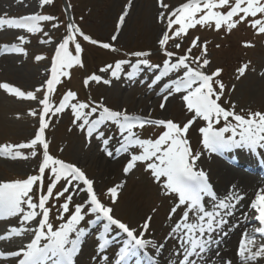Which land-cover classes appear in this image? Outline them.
<instances>
[{
	"label": "rangeland",
	"instance_id": "obj_1",
	"mask_svg": "<svg viewBox=\"0 0 264 264\" xmlns=\"http://www.w3.org/2000/svg\"><path fill=\"white\" fill-rule=\"evenodd\" d=\"M25 1L27 7L8 4V0L0 1V17L19 19L30 15H49L55 17V19L53 21L39 22V30L36 32H28L25 29L15 27L9 28L7 25L0 28V53H3L4 46L8 45V49L11 50L8 57L14 60L16 65L14 69H5L4 64L0 63V83H8L25 92H35L37 96L36 100L18 99L0 89V146L30 143L35 138L40 128V115L43 112V105L39 101L44 98L46 80L51 78V66L56 49L67 37L68 26L70 24L74 25L68 13L67 27L59 22L58 17L62 15V12H59V15L58 13L55 14L56 9H54L55 6L53 7L55 0L51 4L43 6L41 5V0ZM62 1L67 8L66 12L71 11V13L76 15L81 24L75 23L82 26L81 28L84 29L83 31L89 37L101 42V44L108 43L110 47L108 49L101 46L98 47L101 51L91 48L89 54L81 48L79 57L83 71L78 72V69H76L78 64H73L71 68H67L65 82L62 79L64 74L59 75L58 82L54 85L50 94L52 105L58 106L64 95L68 91H72L76 94V98L70 101L72 104L85 103L90 108L97 104H102L111 110H126L129 115L140 116L145 119L172 120L183 127L194 116V113H190L187 110L184 101L181 99L183 94L182 96H177L179 97L177 98L178 100L172 102V105H168L164 101V97L160 98L168 88V85L182 76L184 72V69H180L178 71H170L166 75L163 74V63L166 59H169L164 54L166 50L174 53L173 57H171L173 62L178 57L188 54L190 66L208 75H211L217 69H222L223 71L225 69L224 74L222 73L218 77L221 78L223 75L225 77L224 91L218 101L225 109L235 111L236 114L246 118L249 112L264 113V34H258L250 26V21L254 19L253 17H249L248 21L240 23L244 31H247L246 33H241L240 31L238 32L240 34H234L232 32L224 40L223 33H220V35L215 34L217 32L212 27V31L208 29L207 32V29L202 30L200 25H196L193 28H189L186 35L170 39L164 49H162L159 41L167 30V19L161 21L159 14L164 12L165 17H167L169 12L186 3L187 0H162L163 4L168 5L167 9L161 7V0H131L130 7L129 0H74L75 9L72 8L70 3L67 5L66 0H60L61 3ZM125 9H127L128 15L118 29L119 17ZM227 10V8L222 9L225 12ZM234 19H238V17ZM53 25H56V27H53ZM249 31L257 33V37L254 38L252 35L251 38V35H247ZM213 32L214 34H211ZM114 35L117 36L116 40H112ZM244 35L248 36L249 43H252L250 51L244 50V48L239 46L240 41L247 39H243ZM19 36L24 37V43L20 42ZM78 36V34L75 36V40ZM197 37H199L198 46L202 39H206L207 43L212 45L213 50H215V47L217 49V45L220 44L219 51L212 50L210 54L201 56L199 54L194 55L193 50L188 53L187 50L192 46V41ZM42 41L48 42L42 43ZM176 44H179L180 47H175ZM13 45L23 48L26 54L14 51L12 49ZM198 46L191 49H198ZM68 51L72 56H74L73 52L76 53L73 43L69 44ZM124 52L129 53L123 54ZM136 52H147L150 55L136 57L133 55ZM37 56L43 57V59L37 60ZM131 56L133 57L130 58ZM196 58H199L201 64L205 59L209 63L205 67L198 68L195 62ZM240 59H243V62L248 65L243 76L239 75L238 69L240 67L234 66L235 60L239 61ZM114 60L115 62H113ZM140 60H148L151 66L140 64L138 68L134 69V66ZM119 61H129L130 63L122 65L118 78H116L111 73ZM103 64L105 67H101ZM108 65H112V68L108 69V71L93 72H96L98 67L103 69ZM156 65L160 67L157 68L155 67ZM157 70L162 73L154 75ZM93 74L100 76L102 78L101 81H89L86 86L85 80ZM104 81H110V83H104ZM156 83L158 85L161 84L157 90L154 89ZM213 83L216 90L219 91V85L215 81ZM36 89H41V91L37 92ZM161 103H165L163 109L160 107ZM84 111H89V109ZM33 112L36 115H32L31 113ZM45 119L48 121V126L44 129L43 139L48 144V154L55 159L80 168L87 178L93 181V189L97 198L105 206L112 208L111 214L113 217L125 222L129 228L141 233V231H144L142 225L149 221L145 240L149 241L150 246L161 242L160 226L164 228L163 223L168 226L174 221L181 220L183 211L187 210L186 206H178L176 194L165 192L163 178H161L160 182H157L151 172L146 169V162L138 161L125 174L123 170L130 160L129 156L125 164L123 163L115 171L113 170L108 175L101 177L102 171L99 169L96 160L90 156V152H93V154L98 153L102 148L103 142L95 134L92 137H88L86 129L82 131L77 126V124L81 123L80 121L73 123L75 118L71 107H66L64 111L56 114L50 112L45 116ZM229 123L235 124L236 122L230 117ZM224 126L225 121L223 120H220L218 124H214L216 129ZM202 127H206V122L196 118L189 127L185 139L188 141L192 152L199 153L196 168L203 170L207 174L210 184H214V182L216 184L217 182L221 183V181H217L218 178L213 175L214 171L210 170L207 165L210 163L214 153H207L203 146L200 133ZM141 128L143 129L140 130ZM102 131L106 138H110L109 140H114L120 134L117 126L113 123L104 125ZM133 131L141 139L155 140L165 129L162 126L145 125L140 128H134ZM225 136H231V132L225 133ZM257 149L259 153L263 152L262 155L264 156V147H257ZM17 151L27 158L13 159L6 156L0 158V183L14 182L20 179L25 180L29 176L40 175L39 166L43 161V145L38 143L34 148L17 149ZM131 151L130 154H140L141 149L132 147ZM32 152H35L36 155L33 156ZM224 156L231 160L237 159L236 157ZM218 165L227 166L228 163L220 162ZM51 167L50 165L45 170L42 178L44 180L46 176L50 183L54 179ZM42 180L37 181L29 193L33 203L38 204L40 196L42 194L46 195L43 188L40 192H37V185ZM65 184L66 181L64 179L56 183L53 189V197H56V193L62 191ZM117 186H119L117 188V197L115 202H113L109 189ZM213 187L214 190L218 188L214 185ZM84 188L85 186L81 184L79 190L84 194L81 199L77 197L78 190L73 194L69 213H64L61 208V205L65 202V197L69 193L58 197L55 200L57 204L55 207V201H50V199L47 201L46 207L49 208L52 215L49 218V222L53 224L54 228L59 227L61 223H64L69 218L70 213L74 211L77 204L86 202L88 194ZM69 192H72V189H69ZM22 208L28 211L26 205H22ZM52 208L53 210H51ZM173 208L176 209L175 213H172ZM36 211L40 210L36 209ZM22 215L23 213L13 216L6 215V221H0V235L10 234L8 231H10L9 223L11 220L7 221L8 219L17 221L19 223L17 228L28 229L24 223H21ZM60 217L64 219H60ZM40 219L41 217L37 216L34 219L35 226L31 230L23 231L25 239L22 242L19 241L20 246L26 245L34 237L33 229L37 227ZM97 221L96 215L90 213L80 222L79 227L84 229L86 234L89 227ZM248 221H251V218ZM100 225L99 228L103 229V225ZM119 235L121 236L119 229L113 226L106 238L107 240L119 238ZM5 242V240H0V247L3 248L6 244ZM101 243L103 242L100 241L93 248H88V250L90 249L89 257L91 259L97 258L100 264L115 263V260L110 256L114 248L108 252L107 248L112 246L105 245V248L101 250L99 248ZM87 246H89V242ZM90 261L88 258L86 261H82L81 264H92Z\"/></svg>",
	"mask_w": 264,
	"mask_h": 264
},
{
	"label": "snow or ice",
	"instance_id": "obj_2",
	"mask_svg": "<svg viewBox=\"0 0 264 264\" xmlns=\"http://www.w3.org/2000/svg\"><path fill=\"white\" fill-rule=\"evenodd\" d=\"M53 0H41V5L51 4ZM131 0H129V7ZM161 7L168 8V5L163 4L161 0ZM227 8L228 10L220 11L219 9ZM128 15L127 9L119 17L118 29L125 21ZM238 19H234L237 18ZM249 17H253L250 21V26L257 31L258 34H264V0H187L186 3L174 8L165 17V13L159 14V19L164 21L167 19V30L163 33L159 44L164 49L166 43L173 38L186 35L189 28L196 25L201 27H213L219 31L221 28H226L231 31L236 28L238 24L248 21ZM259 17V18H256ZM55 17L49 15H30L24 16L19 19H5L0 17V28L7 25L9 28L15 27L25 29L28 32H36L39 30V22L53 21ZM178 25L174 29V26ZM56 27V25H53ZM171 32V35H169ZM83 36L93 44H98L96 40H91L90 37L80 32L79 28L70 24L68 26L67 37L58 45L55 56L51 66V78L46 80V92L44 98L39 101L43 105V112L40 115V128L35 138L30 143H21L18 145H2L0 146V155L6 157L27 158L17 149L34 148L38 143L43 145V161L39 166V176L32 175L25 180H17L14 182L0 183V216H13L22 215L21 223H30L37 216L41 219L37 223V227L33 229L34 237L27 243L21 250L14 251L8 255L20 257L18 264H74L73 256L78 252L81 243V237L85 234V230L80 228V222L85 219V216L95 214L97 220L103 218L106 223L103 225V234L99 237L104 242L99 244V248L103 250L108 243L107 236L113 226L121 230L127 236V241L119 251L120 260L117 264H126L128 258L136 256L139 249L145 248L149 241L143 239L144 231L148 229L149 221L142 225L141 233L138 235L135 229L129 228L128 225L113 217L112 208L105 206L98 198L93 189V181L87 178L85 173L77 166L64 161L53 158L48 154V144L43 139L44 129L48 126V121L45 119L50 112L52 114L60 113L66 107H71L74 121L77 126L83 131L86 129L87 136L92 137L94 134L97 138L101 139L105 147H107L110 138H106L102 128L108 123H113L117 126L122 137L120 147L116 150L118 153L129 152L132 147H139L140 154H130V160L124 168L127 174L135 164L139 162H146V169L149 170L157 182L163 178V188L166 193L176 194L178 198V206H186L185 211L182 213L180 222L176 223L172 229L174 234H179L180 247L183 249L182 260L179 264H198L194 257H199L211 244V234L220 228L223 224L227 223L224 219L226 215H231L242 196L233 192L230 197L225 200H219L213 205L212 210H207L204 205V197H210L214 201L217 199L213 192L211 185L208 183L207 174L203 170L196 168V162L199 159V153H193L189 147L188 141L185 136L191 124L196 118H200L206 122V127L200 129L202 135V143L206 150L213 153L221 152L232 148H248L255 150L257 147H264V113L249 112L247 118L236 114L235 111L225 109L218 103L220 96L223 94L224 85L221 81L216 80L215 83L219 85V91L213 87L214 77H218L222 69H217L211 75L205 74L197 68H192L189 61V55L185 54L176 59L175 62L171 60L174 53L165 50L164 54L169 59L163 63V74H168L170 71H178L184 69L183 75L175 79L168 85L170 91L168 95L164 96L166 102L168 96L172 92L185 93L181 99L187 110L194 113L192 119L181 127L180 124L172 120H151L138 116H132L124 111H114L108 107L97 104L91 107L85 103L72 104L70 101L76 98V94L68 91L58 106L52 105L50 102V94L53 91L54 85L58 82V77L64 72V69L71 68L73 64L81 65L79 53L81 46L75 40L76 35ZM117 36L114 35L112 40H116ZM18 39L21 43L25 42L23 36ZM199 37L192 41V46L187 50L191 52L192 47L198 46ZM48 41H42L47 43ZM70 43L75 44L76 56H72L68 51ZM101 47L108 49V43L100 44ZM245 47H251V44H245ZM5 49L9 46L5 45ZM175 47L179 48L180 45L176 44ZM12 49L17 53H24V49L13 45ZM206 52V45L204 46ZM26 54V53H24ZM133 55L136 57H144L150 55L147 52H136ZM37 60L43 57L37 56ZM198 68L208 65L207 59L200 63L199 58L195 61ZM129 61H119L116 63L111 75L118 78V73L121 67ZM140 64L151 66L148 60H140L134 66L138 68ZM155 67L159 68V65ZM58 68L60 72H58ZM112 65H108L101 71H108ZM248 65L245 64L238 69L239 75L243 76L247 70ZM239 78V77H238ZM101 77L95 74L91 75L85 80V85L89 81L100 82ZM110 83V81H104ZM0 89L15 96L18 99L36 100L35 92H25L18 87L12 86L8 83H0ZM37 92L41 89H36ZM215 97V98H213ZM165 103H161L160 107L163 109ZM234 108V106H233ZM89 109V111H84ZM36 115L35 112L31 113ZM231 117L236 123H229ZM225 121V126L219 129L214 127L220 120ZM145 125L162 126L165 131L155 140L141 139L133 131L134 128L143 127ZM231 132V136L226 137L225 133ZM33 156L35 152L31 153ZM108 155H112L108 152ZM51 167L53 175V182L47 188V194H42L39 202L33 203L32 198L29 196L33 185L42 180L45 170ZM66 181L62 191L56 193V197L64 196L65 202L61 205L64 213L70 212V203L73 194L80 189L81 184L85 186L84 190L88 194L86 202L77 204L74 211L70 213L69 218L54 228L53 224L49 222V208L46 207L47 201L53 197V189L59 180ZM117 187L109 189V193L113 198V202L117 197ZM72 189V192H69ZM231 201H235L233 203ZM26 205L28 211L22 208ZM251 209L256 213L255 219L258 221L259 226L256 232L264 237V194H258L255 201L250 205ZM39 209L40 211H36ZM176 209H172L175 213ZM195 213L194 222H189L190 213ZM60 219H64L60 217ZM150 220V218H149ZM28 229L12 228L9 235H0V240L11 239V235H19L22 231ZM73 234L74 238H73ZM246 241H242L239 246L238 255L241 258V264H248L249 261L255 260L258 257L264 256V244L254 252V236H249L245 233ZM157 247V245H153ZM158 247L162 248L163 245ZM0 253V256H4ZM228 264H231L229 261Z\"/></svg>",
	"mask_w": 264,
	"mask_h": 264
},
{
	"label": "bare ground",
	"instance_id": "obj_3",
	"mask_svg": "<svg viewBox=\"0 0 264 264\" xmlns=\"http://www.w3.org/2000/svg\"><path fill=\"white\" fill-rule=\"evenodd\" d=\"M2 1V0H0ZM8 4L18 5L21 7H27V3L25 0H8ZM0 63L4 64L5 69H14L15 62L8 57V53H0ZM161 86L158 83L155 84V88ZM170 90L167 89L163 92L162 97L168 95ZM173 95L168 96L167 103L168 105H172L174 101L178 100L177 96L179 93L172 92ZM122 137L119 134L114 140H109L107 147L102 143L101 150L93 154L90 152V156H92L97 164L99 169L102 171L101 177H104L111 173L113 170L115 171L120 165L125 164L127 158H129L130 153L132 152L129 149V152L118 153L116 150L120 147V141ZM246 150H240L241 154L245 156V159L233 161V166L225 167L219 166L220 156H213L210 159V163H208V167L210 170L212 169L213 175L215 178H218V181L221 183L216 184L217 189H212L216 195V200L214 201L210 197H204V205L207 210H212L213 205L219 200H225L232 195L233 192L242 196L238 203L235 201H231L236 203L235 209L232 211L231 215H226L224 219L227 223L223 224L220 228H218L215 232L211 234V244H209L206 250L199 256L194 257L198 261V264H228L230 261L231 264H241V258L235 256V253L239 250L238 241L241 236H245V233H249L252 230L251 226H248L249 217L255 213L253 209L250 208V200L256 196V194H263L264 191V172L259 168L256 164L257 158L248 154L247 148ZM236 151V149L234 150ZM108 152H111L112 155H108ZM3 158V155H1ZM123 173L124 170H123ZM122 175V173H121ZM123 177V176H121ZM120 177V178H121ZM84 196L81 190H78V198L81 199ZM195 213L190 215L189 222H194ZM100 220V224L102 223ZM180 221H174L170 225H165L163 223L164 228L160 226L162 238L164 242L155 243L157 247L154 248V258L157 259V264H179V261L182 260V252L183 249L180 247V240L178 238L179 234H174L172 232L173 227L176 223ZM25 226L31 230L35 226V220H32L30 223H24ZM9 228H17L19 226L17 221H12L9 224ZM103 225V224H102ZM101 231L99 225L97 223L91 225L86 234L81 237V243L79 245V250L74 254L73 260L74 264H80L83 260L88 259L91 260L92 264H96L97 258L91 259L89 256V250L93 248L97 242L98 238L96 235ZM25 235L23 231L19 235H12L11 239H6V244L4 247H0V253H11L14 251L21 250L24 246H18L19 241H23ZM118 239L115 238L114 242H117ZM246 241V239H245ZM89 242V246H87ZM264 244L263 241L259 240V242H255L254 246H252V250L255 252L260 245ZM159 245H163L162 248L158 247ZM88 248H90L88 250ZM9 257V258H8ZM7 258L4 256H0L1 264H13L14 256H8ZM248 264H264V256L258 257L255 260L249 261Z\"/></svg>",
	"mask_w": 264,
	"mask_h": 264
},
{
	"label": "trees",
	"instance_id": "obj_4",
	"mask_svg": "<svg viewBox=\"0 0 264 264\" xmlns=\"http://www.w3.org/2000/svg\"><path fill=\"white\" fill-rule=\"evenodd\" d=\"M69 3L71 4V6H72V8L73 9H75V7H74V0H69ZM55 7H54V9H56L57 10V13L59 14V12H62V15H60L59 17H60V19L61 20H64L65 21V18L63 19V5H62V3L60 2V0H56V3H55V5H54ZM74 12V11H73ZM236 34H240V33H236ZM83 46H82V48L83 49H86L87 47H88V45L86 44V43H84V42H80ZM218 46H220V45H218ZM88 49V48H87ZM86 49V50H87ZM210 50H213V48H207L206 49V51H210ZM213 51H219V49H216L215 48V50H213ZM200 52H205V50H204V48H201L200 47ZM89 53V52H88ZM97 68V67H96Z\"/></svg>",
	"mask_w": 264,
	"mask_h": 264
}]
</instances>
